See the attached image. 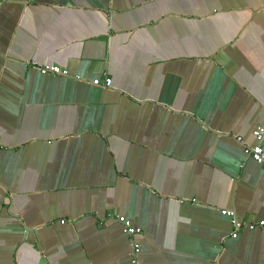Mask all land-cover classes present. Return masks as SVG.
<instances>
[{"label":"crops","instance_id":"0c3cea01","mask_svg":"<svg viewBox=\"0 0 264 264\" xmlns=\"http://www.w3.org/2000/svg\"><path fill=\"white\" fill-rule=\"evenodd\" d=\"M258 127L264 0H3L0 264H264Z\"/></svg>","mask_w":264,"mask_h":264},{"label":"built area","instance_id":"2783aa9c","mask_svg":"<svg viewBox=\"0 0 264 264\" xmlns=\"http://www.w3.org/2000/svg\"><path fill=\"white\" fill-rule=\"evenodd\" d=\"M3 0H0V4ZM40 69V73L42 75H66L67 73L59 68L58 66H42ZM92 85L97 87H110L112 81L110 79L99 80L95 79L92 82ZM253 137L255 139V143L253 146H245L244 154L255 161L257 164L261 165L264 168V150L262 149V142L264 140V127H258L253 131ZM180 203H183V200H180ZM221 215L227 216L232 219V224L234 226V231L231 234L232 238L237 237V232L242 229V224L237 222L234 219V214L232 211L221 210ZM111 216V214L109 215ZM116 221L121 226L122 232L132 239V264H137L136 255L139 253V246L135 243L134 237L141 233V229L135 228L132 226L130 221L123 216H115ZM63 223V221L61 222ZM246 227L249 230H253L255 228H259L264 231V222L259 221L258 224H247Z\"/></svg>","mask_w":264,"mask_h":264}]
</instances>
